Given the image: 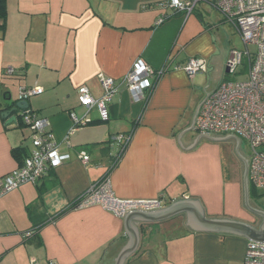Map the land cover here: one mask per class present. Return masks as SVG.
I'll return each mask as SVG.
<instances>
[{
  "label": "crops",
  "instance_id": "0c3cea01",
  "mask_svg": "<svg viewBox=\"0 0 264 264\" xmlns=\"http://www.w3.org/2000/svg\"><path fill=\"white\" fill-rule=\"evenodd\" d=\"M164 1H5L0 19V178L18 168L31 148L30 129L19 121L7 124L1 115L8 98H18L20 87H42L41 94L27 99L28 109L49 121L59 152L69 158L37 183H22L0 197V264H114L128 242L123 217L99 205L68 208L103 178L122 199L160 197V207H166L191 197L206 217L250 220L242 205L240 160L227 173L219 154L208 149L210 140L201 137L187 149L178 143L205 92L215 86L203 88L197 75L173 67L191 56L206 58L211 66L213 30L231 24L206 0L188 16L160 6ZM160 16L164 20L158 24ZM137 59L154 70L165 67V72L150 77L152 87L134 102L123 77ZM8 68L12 73H6ZM100 74L113 78L117 87L105 121L95 107L87 111L78 99L81 85L95 98L102 95ZM70 112L89 122L65 141ZM117 133L130 135L126 146L109 141ZM199 134L192 124L180 139L188 145ZM81 150L89 155L87 163L78 157ZM33 202L29 215L26 206ZM186 221L187 212L142 225L132 221L139 241L123 264H242L248 239L193 229ZM41 222L31 236H24Z\"/></svg>",
  "mask_w": 264,
  "mask_h": 264
},
{
  "label": "built area",
  "instance_id": "2783aa9c",
  "mask_svg": "<svg viewBox=\"0 0 264 264\" xmlns=\"http://www.w3.org/2000/svg\"><path fill=\"white\" fill-rule=\"evenodd\" d=\"M204 0H168L160 2L162 7H170L188 16L196 5ZM216 8L225 21L233 25L244 50L232 49L226 59L225 70L229 74L236 71L247 59V77L244 80H222L201 101L193 127L202 134L216 136L234 134L243 138L249 145L248 181L254 188L264 189V0H206ZM160 16L156 23H162ZM248 45H254L256 51L251 53ZM167 58L165 65L169 63ZM207 65V66H206ZM174 69L183 70L188 76L207 72L208 60L203 57L191 56L183 64L175 65ZM165 72V67L152 69L142 59H137L124 75L123 81L134 102L141 99L145 90L151 88L149 78H158ZM12 73V69H6ZM102 95L95 98L85 85L78 87L80 104L89 111L95 107L100 120L109 118L107 106L112 100L117 87L111 77L99 75ZM43 92L40 86L20 87L18 98L27 100L33 95ZM71 127L64 136L67 141L80 126L89 122L87 117H78L70 112ZM19 122L30 129L31 148L22 160L21 165L0 178V197L17 188L22 183H37L50 169H54L67 161L69 155L59 152V141L49 130V121L28 108L21 111ZM130 139L127 133H117L109 137L110 142L120 147L126 146ZM78 157L83 163L89 161V155L81 150ZM160 197L152 199H122L117 197L108 178L92 183L78 197L74 207L99 205L122 218L130 209H154L160 207ZM27 231L25 237L31 236ZM30 264H38L31 260ZM47 264H56L49 261ZM242 264H264V243L248 241Z\"/></svg>",
  "mask_w": 264,
  "mask_h": 264
},
{
  "label": "water",
  "instance_id": "95a60500",
  "mask_svg": "<svg viewBox=\"0 0 264 264\" xmlns=\"http://www.w3.org/2000/svg\"><path fill=\"white\" fill-rule=\"evenodd\" d=\"M205 93L206 95L208 94V92ZM198 106L199 104L196 106L190 126L185 128L178 134L179 145L183 149L192 148L200 140L201 137L210 141L234 140L233 151L240 160L242 205L250 214L260 217L261 221L258 224L254 225L238 219L223 217H206L199 201L196 198L191 197H180L166 207L147 210H143L141 208L130 209L128 211H125L123 215L124 231L128 234V242L120 250L119 254L115 259L114 264H123L126 258L137 247L139 241V232L138 229L136 231V228L132 221H135L137 224L142 225L146 223H153L169 219L174 215L183 212H187L186 223L189 227L193 229H202L219 233L237 234L245 237L249 241L264 243V212L254 202L250 200L248 181V159L245 157V155L240 149V139L234 134H226L221 136L199 134L196 138H193L192 143L188 145H184L180 139L181 135L189 128H191L192 124H194L193 121ZM26 108H28L27 100H20L17 97L12 100L9 97L6 105L1 110V115L6 118L7 124H15L19 121L21 111ZM181 216H184V214H181Z\"/></svg>",
  "mask_w": 264,
  "mask_h": 264
},
{
  "label": "rangeland",
  "instance_id": "374dc122",
  "mask_svg": "<svg viewBox=\"0 0 264 264\" xmlns=\"http://www.w3.org/2000/svg\"><path fill=\"white\" fill-rule=\"evenodd\" d=\"M215 17H217V10H212ZM213 52L211 54V66L208 65L207 72H200L197 75L201 82V86L208 84L212 87L216 86L222 80H244L247 77V59L243 57L242 63L237 66L235 73L229 74L226 72L224 65L225 58L229 57L232 49L244 50V44L242 43L240 36L233 26H218L213 30ZM248 49L251 53L256 51L254 45H248ZM211 67V68H209ZM209 76V77H208ZM208 84L206 86H208ZM205 86V87H206ZM203 87V88H205ZM240 139V149L245 157L248 159L250 149L246 140ZM209 150H214L219 154L223 167L228 171H232L233 167L238 163V157L233 151L234 140H220L210 141ZM212 147V148H211ZM240 163V162H239ZM238 163V165H239ZM251 187L250 200L254 202L264 212V189H258Z\"/></svg>",
  "mask_w": 264,
  "mask_h": 264
},
{
  "label": "trees",
  "instance_id": "16d2710c",
  "mask_svg": "<svg viewBox=\"0 0 264 264\" xmlns=\"http://www.w3.org/2000/svg\"><path fill=\"white\" fill-rule=\"evenodd\" d=\"M5 1L6 0H0V19L4 17V13H5L4 12V3H5ZM179 12H181V11H179ZM250 186H252V185L249 184V195L252 193ZM34 203L35 202L30 203V204H28L26 206V209H27L29 215H31V210L34 208ZM75 203H76V199L72 203H70V205L68 206V208L74 207L75 206ZM63 211H65V209L62 210V212H60V213H63ZM58 215H59V213L53 215V217H51L50 219L52 220V219L56 218ZM41 224H42V222L40 224L39 223H35V225H33L32 228L29 230V232L33 233V231L37 230V228H39Z\"/></svg>",
  "mask_w": 264,
  "mask_h": 264
},
{
  "label": "flooded vegetation",
  "instance_id": "af4514ba",
  "mask_svg": "<svg viewBox=\"0 0 264 264\" xmlns=\"http://www.w3.org/2000/svg\"><path fill=\"white\" fill-rule=\"evenodd\" d=\"M248 215L250 216V220L246 221L248 223L256 225V224H258L261 221V218L256 216V215L250 214L249 212H248Z\"/></svg>",
  "mask_w": 264,
  "mask_h": 264
}]
</instances>
